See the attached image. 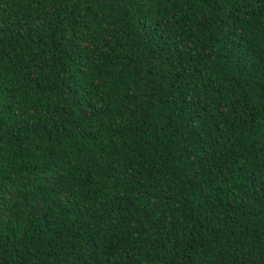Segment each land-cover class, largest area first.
<instances>
[{"label": "trees", "instance_id": "1", "mask_svg": "<svg viewBox=\"0 0 264 264\" xmlns=\"http://www.w3.org/2000/svg\"><path fill=\"white\" fill-rule=\"evenodd\" d=\"M0 264H264V0H0Z\"/></svg>", "mask_w": 264, "mask_h": 264}]
</instances>
